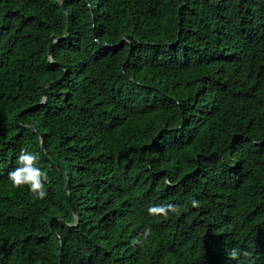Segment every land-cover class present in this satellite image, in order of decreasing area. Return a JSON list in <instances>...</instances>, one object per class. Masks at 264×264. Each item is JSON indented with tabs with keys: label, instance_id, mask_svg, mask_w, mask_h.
I'll list each match as a JSON object with an SVG mask.
<instances>
[{
	"label": "trees",
	"instance_id": "1",
	"mask_svg": "<svg viewBox=\"0 0 264 264\" xmlns=\"http://www.w3.org/2000/svg\"><path fill=\"white\" fill-rule=\"evenodd\" d=\"M65 2L0 0V264H264V0Z\"/></svg>",
	"mask_w": 264,
	"mask_h": 264
},
{
	"label": "clouds",
	"instance_id": "2",
	"mask_svg": "<svg viewBox=\"0 0 264 264\" xmlns=\"http://www.w3.org/2000/svg\"><path fill=\"white\" fill-rule=\"evenodd\" d=\"M38 154L28 150H21L17 157V166L8 174V178L15 187L27 186L28 190L37 198L43 199L47 192L45 189V181L47 173L37 166ZM193 205L197 202L193 201ZM172 208L171 205H156L148 209L151 214H167V210ZM238 249H231L228 255L235 259L238 256Z\"/></svg>",
	"mask_w": 264,
	"mask_h": 264
},
{
	"label": "water",
	"instance_id": "3",
	"mask_svg": "<svg viewBox=\"0 0 264 264\" xmlns=\"http://www.w3.org/2000/svg\"><path fill=\"white\" fill-rule=\"evenodd\" d=\"M61 5H62V8H63V10L65 11V13L68 15V10H67V7H66V2H65V0H61ZM69 31H70V28H69V26H68V28H67V32H66V35H65L64 37H61V38H57V37H55V36L52 37V42H51V45H50V51H49V60H50L51 63H53V60H52L53 44L56 43V42H60V41H63V40L68 39V37H69ZM62 79H63V77H61L59 80H56V81H54V82H51V83H49V84H47V85L45 86V89H44V98H45V99H47L46 92H45L46 88L51 87V86H53V85L59 83ZM35 107H36V106L34 105V106H31V107L28 108V109L23 110V111L18 115V117H17V119H16L17 124H19V125H20L23 129H25V130L33 131L34 128H33V127L24 126V125L20 124V123H19V117L22 116L23 114L27 113L28 111L33 110ZM41 147H42V152L45 154L46 158H47L48 160H50V158L48 157V155H47L46 152H45V142H44V137H43V135H41ZM52 165H53L54 167L57 168V166H56L55 163L52 162ZM69 185H70V183L68 182L67 185H66V189H65L67 195H68V192H69ZM70 205H71L72 211H73L74 213H76L74 205H73L71 202H70ZM76 216H77V214H76ZM53 220H54V218L50 221V228H51V230H53V226H52V222H53ZM74 226H75V225H72V226H70V227H74ZM60 264H62V263H60Z\"/></svg>",
	"mask_w": 264,
	"mask_h": 264
}]
</instances>
